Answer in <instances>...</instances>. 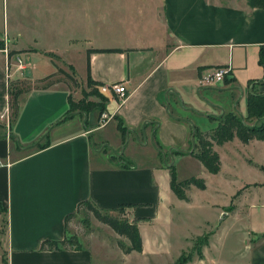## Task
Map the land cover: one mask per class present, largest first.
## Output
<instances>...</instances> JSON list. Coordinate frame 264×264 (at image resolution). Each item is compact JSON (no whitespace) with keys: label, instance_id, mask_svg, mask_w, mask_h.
<instances>
[{"label":"crops","instance_id":"0c3cea01","mask_svg":"<svg viewBox=\"0 0 264 264\" xmlns=\"http://www.w3.org/2000/svg\"><path fill=\"white\" fill-rule=\"evenodd\" d=\"M63 23L75 27L65 49L78 48L87 55L86 77L90 73L92 81L102 86L124 83L127 88L120 108L104 96L108 99L105 113L112 115L106 127H100L101 119L93 128L87 117H70L74 98L59 81L23 94L18 115L11 121L10 81L41 85L57 73L50 56L60 55L41 45L40 32ZM109 34L127 42H100V37ZM5 40L13 56L26 63L24 73L17 71L14 58L10 60L2 52ZM0 44V205L4 210L0 230L6 220L0 235V264H129L136 254L148 256L146 227L170 221L182 202L194 204L192 196L186 202L174 194L168 167L154 160L159 156L154 145L153 160L138 165L136 148L145 150L156 139L167 152L186 148L191 134L187 119L194 123L196 118L205 120L219 112L247 116L249 85L264 79L259 61L264 47V7L252 0H0ZM93 50L105 52L88 56ZM215 67H230L229 83L220 89L201 90L202 72ZM201 99L209 107L204 109ZM120 125L129 131L123 152L127 163L119 159L113 164L96 144L103 142L108 149L121 150ZM109 128L116 134L115 140ZM226 147L240 155L243 149L247 155L242 158L255 169L253 182L246 183L254 185V195L245 193V201L237 207H245V211L248 207L247 212L260 209L262 221L264 171L259 167H264V141L243 144L235 138L219 148ZM84 200L115 216L119 206L130 205L124 214L130 221L142 219L139 228L144 251L126 255L118 242L127 246L130 242L95 218L88 246L41 251L43 241L66 237L65 218ZM225 208L219 209L217 229L243 212L225 219ZM257 229L250 225L243 232L245 249L239 264H264V225ZM200 236H188L185 241L192 245ZM211 241L203 256L193 262L228 264L224 261L231 254L226 251L227 243L221 241L212 249Z\"/></svg>","mask_w":264,"mask_h":264},{"label":"rangeland","instance_id":"374dc122","mask_svg":"<svg viewBox=\"0 0 264 264\" xmlns=\"http://www.w3.org/2000/svg\"><path fill=\"white\" fill-rule=\"evenodd\" d=\"M258 2L261 1L252 0V3L254 5L258 4ZM121 26L122 25H119V27ZM74 28V25L63 23L59 28L52 29L51 26L50 30L46 28L44 29V31L40 32L42 34L40 36L41 45L45 48H51V51L58 53L61 57L60 58L54 55H51L50 57L58 66V68L56 69L57 74L52 80L43 82L41 85H37L28 80H20L21 84H19L17 88L24 92H27L34 87H43L50 84L51 82L59 81L64 83L70 89L74 98V101H72L71 104L70 112L68 113L70 114L69 116H77L79 114L82 116V119L84 117H87L88 119H90V126L94 128L98 127V121L101 119L102 114L106 111L107 102L104 101V99L98 94V90L95 86L90 87L88 85L86 77L87 55L81 54V51L78 48L71 51H67L65 49L68 42L74 36ZM99 40L100 42L106 44L127 42L126 40L118 39L117 36H113V34L103 35V37H100ZM62 59L67 61L68 63H72L75 66L76 70L73 67L69 66ZM44 63V61L43 63L41 62L42 66ZM237 97H239V95ZM201 103H204V109L209 107L207 106V102L203 101L202 99ZM229 107H231V105H229ZM230 109H232L230 111L234 110L233 108ZM222 113L223 112H219L217 115L220 116ZM223 114L226 113L224 112ZM256 121L257 120H254L248 123L251 125H255L257 124ZM194 123L201 130L207 129V131L209 130V128H211V125L213 128L217 126L216 122H212L208 119L203 120V118H200V120L196 118ZM107 131L115 140L116 134L113 133L112 128H109ZM190 141L191 138L190 135H188L186 148L178 147L174 149H181L186 151L194 150L190 147ZM148 143L149 146L145 150L136 148V165L140 164L141 162L145 163L148 160H153V158L151 157L155 154V150L151 141ZM126 145H124L119 151H113L112 149H108V146L104 145V143L101 142L99 144H96V149L104 150V152L110 155V162L115 164L119 163L120 158H122V161L126 162V156H124L123 153ZM215 147L216 149L219 148V146ZM164 151L167 152L165 148ZM198 151V149H195V152ZM240 151L242 152L241 155L240 153L235 152L228 147L218 149L222 161V174L219 175L210 174L203 166V164L191 155L175 156L173 162L170 158L165 159L160 158L159 156H156V158L154 157L156 163H161V165L165 167H170L171 164H174L176 176L179 181H185L193 177L205 179L207 189L205 191H202L194 186L189 187L188 190H186V196L189 199L192 196V199L194 201L193 205H187L185 202H182L183 204H181V206L177 208V211L179 213L177 212L170 221L160 223L155 228L146 227L147 230L145 234L148 240V256L142 257L137 256L136 254V258L132 261L130 260L131 262H129V264H181V262L179 261L181 256L192 257V260L190 261L191 263L189 262L187 264H198L199 262L193 261L197 257H201L199 253L201 251L203 254V250L206 246L209 245L210 239L212 240V249L220 246L219 243L221 241H223V243H227L225 246L226 251L227 253L231 254L230 256H228L229 254H226V257L224 256L226 258L224 259V261L229 262L228 264H233V262L230 261L237 262L236 264L241 263L240 260L241 258H243V250L245 249L243 245V232L247 228H249L250 225H253V227L258 229L263 228L264 218L262 221H260V218L262 216L260 209H253L251 210V212H247V210H249L248 207L246 211L245 207L238 209L240 204L245 201L243 197L244 194L248 193V195H251L253 197L255 189L254 185H246V183L248 182H253L252 180H254L255 169H253L252 167L250 168L242 158V155H247L246 152L243 149H241ZM258 158L261 160V157ZM246 161L248 164L252 163V161L250 160ZM251 187H253V189ZM240 190H242V194L240 196H236L235 194H237ZM232 195L235 196L232 198ZM255 200L257 202V199ZM208 204L216 205V208L213 209L208 206ZM223 207H226L224 209V212L226 214L225 219L228 217V215H237L238 211L239 213L240 211L243 212L240 213V216L237 219L231 218L228 223L223 224L217 229L220 220L218 219V217L221 218L219 209H222ZM229 207H233L234 209L232 211H229ZM0 212L3 213L1 207ZM87 218V215L81 212L69 225V235L76 237L75 242L72 246L73 249L78 248L79 246H88V239L90 233L92 232V229H90L89 226H86V224L84 223L85 219ZM92 218L93 217H91V220ZM225 219L223 217L222 221H224ZM91 226L92 224L90 225V227ZM5 229L6 220H4L2 230H0V235L4 234ZM216 229V235L212 236L213 231H216ZM188 236L200 237L193 239L191 245V243H187L185 241V237ZM204 242L205 245L203 244ZM199 246H201V249L198 248ZM114 261H116V258H114ZM206 264L219 263H217L216 260L214 261V263L213 261L208 260Z\"/></svg>","mask_w":264,"mask_h":264},{"label":"trees","instance_id":"16d2710c","mask_svg":"<svg viewBox=\"0 0 264 264\" xmlns=\"http://www.w3.org/2000/svg\"><path fill=\"white\" fill-rule=\"evenodd\" d=\"M258 5L264 7V0H260ZM3 45L0 44V47ZM100 53L105 52L102 50H93L89 51L88 56L92 53ZM110 52H121V50H111ZM14 55L13 52L9 53V57L11 58ZM51 57V56H50ZM260 65L264 71V47L260 50ZM52 63L55 65L56 69L58 68L57 64L52 60ZM88 70H90V62L88 57ZM57 74V73H56ZM56 74H53L41 82H46L47 80L54 77ZM88 85L91 86H99L100 83L94 82L91 79L90 73H88L87 77ZM228 79L225 84H228ZM21 84V81H10V112L11 121L15 120L18 112H19V99L20 97L29 92H24L17 88V86ZM260 87L264 88V79L260 81H253L249 85V92L247 95V116L242 117L235 113L222 114L220 116H208V119L212 122H216L217 126L208 131H202L198 126H196L191 119H187L188 122L191 123V141L190 147L194 150L186 151L181 149H174L169 152H165L163 147L160 145L159 141L156 139L155 143H153L154 147L158 151L160 158H170L171 161H174L175 156H186L191 155L198 159L206 170L211 174H219L222 168V162L219 153L215 150V146L222 147L226 143L232 142L235 138H238L243 144H249L252 140L258 139L264 141V92L260 91ZM17 88V89H16ZM16 92V93H15ZM98 94L107 102V98ZM13 111V112H12ZM257 120L255 125H251L248 122ZM119 130L123 136L124 145L127 144L128 141V133L129 131L123 128L121 125L119 126ZM195 149H198V152H195ZM122 160V158H120ZM125 162V161H124ZM127 161L124 163L126 164ZM170 171L171 177V189L174 194L180 200H184L189 202V198L186 196V190L189 187L194 186L199 190H206L207 184L205 179L199 178H190L185 181H179L176 176L175 165L171 164L168 167ZM261 171H264V167H259ZM242 194V190H240L236 196H240ZM1 207V205H0ZM131 207L130 205H121L118 208L119 215L115 216L110 214L109 212L102 211L96 204H94L90 200H84L80 202L77 206V211L75 213H71L65 218V230L66 237L63 240H45L41 243L40 250L41 251H58V250H70L73 249V243L75 242L74 236L69 235V225L74 221L76 216L79 213L83 212V214L87 215V219H85L84 223L86 226H89L91 229V217L95 218L101 224L108 226L111 228L119 237L124 238L130 242V245L127 246L123 242H118V247L126 254H131L133 252L142 253L144 251L143 239L140 233L139 222L142 219H136L135 221H130V219L124 214L126 208ZM2 208V207H1ZM234 208L229 207V211H232ZM4 212V210L2 209ZM203 239V238H202ZM201 240V239H200ZM207 243V242H206ZM205 245V242L203 243ZM79 246L75 248L76 250L81 249ZM201 249V246L198 247ZM199 255L202 257L203 254L200 251ZM191 256L184 257L181 256L179 261L181 264H187L192 259Z\"/></svg>","mask_w":264,"mask_h":264},{"label":"built area","instance_id":"2783aa9c","mask_svg":"<svg viewBox=\"0 0 264 264\" xmlns=\"http://www.w3.org/2000/svg\"><path fill=\"white\" fill-rule=\"evenodd\" d=\"M4 52L9 57L8 40H5V46L2 48ZM14 58L17 62V71L24 73L27 69L26 63L19 56H12L10 60ZM231 74L230 67H215L202 72L199 79V88L201 90L206 89H220L225 85L226 80ZM99 93L103 96L108 97L113 100L118 108L124 104V100L127 95V88L124 83H116L109 86L100 85L97 87ZM112 119V115H108L105 112L101 116L100 127H106L109 121ZM1 164V163H0Z\"/></svg>","mask_w":264,"mask_h":264}]
</instances>
